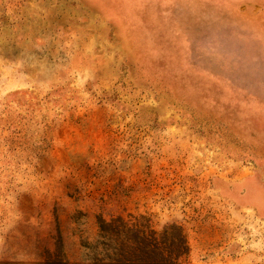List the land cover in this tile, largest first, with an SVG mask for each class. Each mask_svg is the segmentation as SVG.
<instances>
[{
	"label": "rangeland",
	"instance_id": "374dc122",
	"mask_svg": "<svg viewBox=\"0 0 264 264\" xmlns=\"http://www.w3.org/2000/svg\"><path fill=\"white\" fill-rule=\"evenodd\" d=\"M118 215L264 264V0H0V264Z\"/></svg>",
	"mask_w": 264,
	"mask_h": 264
},
{
	"label": "trees",
	"instance_id": "16d2710c",
	"mask_svg": "<svg viewBox=\"0 0 264 264\" xmlns=\"http://www.w3.org/2000/svg\"><path fill=\"white\" fill-rule=\"evenodd\" d=\"M97 222L96 238L83 244L86 252L80 262L69 263L59 252L46 264H184L188 244L178 225L155 233L141 217L131 215L99 216Z\"/></svg>",
	"mask_w": 264,
	"mask_h": 264
}]
</instances>
